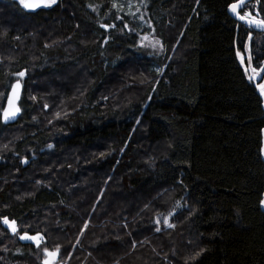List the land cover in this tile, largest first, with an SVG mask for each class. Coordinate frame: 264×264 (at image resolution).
Segmentation results:
<instances>
[{"label":"trees","instance_id":"trees-1","mask_svg":"<svg viewBox=\"0 0 264 264\" xmlns=\"http://www.w3.org/2000/svg\"><path fill=\"white\" fill-rule=\"evenodd\" d=\"M134 1L145 22L127 0H0V113L26 70L19 120L0 115V264L57 246L58 264H264V108L236 0Z\"/></svg>","mask_w":264,"mask_h":264},{"label":"snow or ice","instance_id":"snow-or-ice-1","mask_svg":"<svg viewBox=\"0 0 264 264\" xmlns=\"http://www.w3.org/2000/svg\"><path fill=\"white\" fill-rule=\"evenodd\" d=\"M19 3L25 8V9H38L41 7H51L53 4L56 3V0H19ZM91 7V5H90ZM113 8H117V4L113 3L112 4ZM230 10L232 13H234L241 21H245L247 24L249 25H255L257 27H261L264 28V19H257L256 16H253V14L251 12H245L244 14H241L240 11H238V9H241L242 7L246 8L247 5L244 4V0H238V2L232 3L229 5ZM257 15H259V13H257ZM119 18V17H118ZM141 19H143V17H140ZM102 27L104 28H109V27H115V25H102ZM125 28L128 27L127 24L124 25ZM144 39H147V37H144ZM157 43H159L157 41ZM237 55L240 56V53L237 52ZM248 61H249V65L248 67L244 68L245 73H249V69H250V74L248 75V79L249 81H254L256 78H259L261 81H264V65H260L258 64V66H252L251 65V55H249L247 57ZM241 64L244 63V57L241 56ZM26 74V70L24 71H20L15 73L14 75L18 78H23ZM255 87L259 89V92L262 96H264V82H260V83H255ZM11 91L9 92V94L7 95V106L3 109L2 113H0V115H2V117L7 120L9 118H14L16 116V114L18 112H20V108L17 106V102L19 101L20 98V92H21V84H20V80L17 79L16 82L14 84L10 85ZM44 107L46 108L47 105H44ZM57 115H59V113H57ZM51 147V146H49ZM262 205H264V200H261L260 202ZM171 215V213H170ZM3 220V224L8 226V228L11 229V231L13 233L17 232V225H16V221L12 220L9 221L7 217L2 218ZM161 221L160 219L156 220V223L159 224ZM163 223L166 224L169 228L174 227L175 225L169 223V220L167 217L164 218ZM85 227H87V225H85ZM157 231H160L159 228L156 229ZM22 240H29V241H33L35 242V244L37 245V247H39L41 241L44 240V237L41 236L40 234H36V235H29L28 233H24L22 235H20L19 237ZM201 252L204 251V249L200 250ZM43 253L45 255V259L43 261V264H58V254H59V246H57L55 249L53 250H49L47 247L43 248ZM200 252H197L195 254V256L192 257V259H195L196 256H199Z\"/></svg>","mask_w":264,"mask_h":264},{"label":"rangeland","instance_id":"rangeland-1","mask_svg":"<svg viewBox=\"0 0 264 264\" xmlns=\"http://www.w3.org/2000/svg\"><path fill=\"white\" fill-rule=\"evenodd\" d=\"M137 1V0H136ZM255 0H253L252 2H250V7L251 8H249V10H247L246 8L244 9V13L245 12H251L252 14H253V16H255L256 14H255V12H261V2L263 1H259V0H257V1H255ZM139 2V3H138ZM138 2H135L134 0H127V8H126V11H125V14L126 15H132L133 17L135 16V15H139V17H143V19H141L142 21H144L145 19H144V14L145 13H143L142 11H141V9H142V7L144 8L145 7V5H144V1H142V2H140V1H138ZM125 3V2H124ZM46 8V7H45ZM257 19H259V18H257ZM145 22V21H144ZM179 28V24H176L174 27H172V29H174V28ZM177 31L174 33L175 34V36L177 35ZM144 37H147V39H144ZM157 41L159 42V43H157ZM106 43H104V45H105ZM139 44H140V47H143V48H145V49H147V50H149L150 51V54L151 55H156V56H161L164 52H165V46L163 45V43H162V40L161 39H158L155 35H154V32H149V33H147V32H145V33H142L141 35H140V38H139ZM185 49V48H184ZM240 53V56H238V58H239V61H241V56H243L244 57V63L243 64H241V62H240V64L242 65V67H243V69L245 68V67H247V54L246 53H241V52H239ZM250 74V71H249V73H247V77H248V75ZM18 78V77H17ZM24 78H25V76L23 77V78H20L21 80V82L24 80ZM17 80V79H16ZM16 80H14L13 82H15ZM249 80V79H248ZM13 82H12V84H13ZM23 84V83H22ZM7 98V97H6ZM9 220V219H8ZM10 221V220H9ZM2 224H3V220H2ZM4 225V224H3ZM16 225H17V223H16ZM4 227L5 228H7V229H9L10 231H11V229L10 228H8V226H6V225H4ZM17 230H18V225H17ZM12 232V231H11ZM13 233V232H12Z\"/></svg>","mask_w":264,"mask_h":264},{"label":"flooded vegetation","instance_id":"flooded-vegetation-1","mask_svg":"<svg viewBox=\"0 0 264 264\" xmlns=\"http://www.w3.org/2000/svg\"><path fill=\"white\" fill-rule=\"evenodd\" d=\"M257 1V0H255ZM254 1V2H255ZM262 1V0H259ZM238 2V0L234 1L233 3ZM247 7L246 9L249 10L250 7V3L246 4ZM244 7L241 8V14H244ZM257 13H259V15H257ZM255 16L256 18L259 19H264V16L261 14V12H255ZM245 26V25H244ZM247 29V40L245 42V46L244 49L241 51V53H246L247 57L249 55H251L252 59H251V65L252 66H258V64L260 65H264V29H256V28H251L248 26H245ZM254 34H259L260 37H257L256 39H254ZM249 65V61L247 59V67ZM250 71V69H249ZM264 75V74H262ZM251 84H253V86L255 87V83H260V82H264L261 81L259 78H256L254 81H250ZM256 88V87H255ZM256 90L259 92V89L256 88ZM260 96L262 97V102H263V108H264V96H262L260 94ZM264 200V198H263ZM261 208H262V204H261ZM263 211V210H262Z\"/></svg>","mask_w":264,"mask_h":264},{"label":"water","instance_id":"water-1","mask_svg":"<svg viewBox=\"0 0 264 264\" xmlns=\"http://www.w3.org/2000/svg\"><path fill=\"white\" fill-rule=\"evenodd\" d=\"M252 1H253V0H244V4L246 5V4H248V3L252 2ZM22 8H23L26 12H28V13H34V12H36V11L42 9V8H45V7H41V8L35 9V10H32V9H25L23 6H22ZM238 11H241V9H238ZM228 14H229V16H230L232 19H234L235 21L240 22L241 24H243V25H245V26H248V27H251V28H256V29H264V28H261V27H257V26H255V25H249V24H247L245 21H241V20H240V19H239L234 13L231 12L230 7L228 8ZM106 42H107V40H106ZM106 42H105V43H106ZM15 82H16V81H15ZM15 82H14V83H15ZM14 83H13V84H14ZM20 84H21V92H20V98H19V101L17 102V106L20 108V112H18L14 118H9V119H7V120H5V119L2 117V115H1V121H2V123H3L4 125L9 126V125H13V124L17 123V121L19 120V118H20V116H21L22 110H21V107H20V101H21L22 94H23V84H22L21 81H20ZM10 91H11V88H10L9 92H10ZM8 94H9V93H8ZM6 106H7V99H6V101H5L4 108H5ZM4 108H3V109H4ZM262 160H263V162H264V130H263ZM262 210H263V212H264V205H262ZM32 242H33V241H32ZM34 243H35V242H34ZM43 261H44V260H43ZM58 261H59V254H58ZM42 264H43V263H42Z\"/></svg>","mask_w":264,"mask_h":264},{"label":"bare ground","instance_id":"bare-ground-1","mask_svg":"<svg viewBox=\"0 0 264 264\" xmlns=\"http://www.w3.org/2000/svg\"><path fill=\"white\" fill-rule=\"evenodd\" d=\"M33 16V15H32ZM264 130V129H263ZM262 136H263V131H262ZM63 216V215H62Z\"/></svg>","mask_w":264,"mask_h":264}]
</instances>
